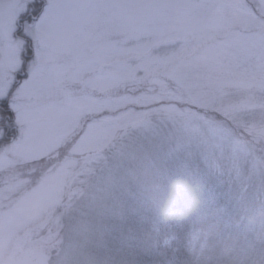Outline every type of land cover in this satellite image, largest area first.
I'll list each match as a JSON object with an SVG mask.
<instances>
[{
	"label": "rangeland",
	"instance_id": "1",
	"mask_svg": "<svg viewBox=\"0 0 264 264\" xmlns=\"http://www.w3.org/2000/svg\"><path fill=\"white\" fill-rule=\"evenodd\" d=\"M254 29L264 35V17ZM177 77L185 88L177 89ZM140 93L146 100L120 106L88 147L0 159L2 202L27 226L19 240H9L6 229L0 235V264H108L112 241L133 228L132 215L162 209L168 194L187 201L185 194L201 189L187 181L194 165L206 178L227 167L252 188L246 196L264 193V159L225 122L264 133V60L234 69L197 48ZM192 257L203 262L197 251Z\"/></svg>",
	"mask_w": 264,
	"mask_h": 264
},
{
	"label": "snow or ice",
	"instance_id": "2",
	"mask_svg": "<svg viewBox=\"0 0 264 264\" xmlns=\"http://www.w3.org/2000/svg\"><path fill=\"white\" fill-rule=\"evenodd\" d=\"M261 17L264 0H0V159L88 147L120 106L146 100L135 95L145 82L197 48L234 69L264 60ZM2 201L0 235L19 240L27 226Z\"/></svg>",
	"mask_w": 264,
	"mask_h": 264
},
{
	"label": "trees",
	"instance_id": "3",
	"mask_svg": "<svg viewBox=\"0 0 264 264\" xmlns=\"http://www.w3.org/2000/svg\"><path fill=\"white\" fill-rule=\"evenodd\" d=\"M225 122L264 159V133ZM194 167L187 181L201 189L185 194L191 196L187 201L168 194L162 209L132 215L133 228L112 241L108 264H195L196 251L201 264H264V193L246 196L243 190L252 188L235 172L230 175L227 167L211 178L199 177L202 169ZM177 170L172 175L177 176Z\"/></svg>",
	"mask_w": 264,
	"mask_h": 264
}]
</instances>
